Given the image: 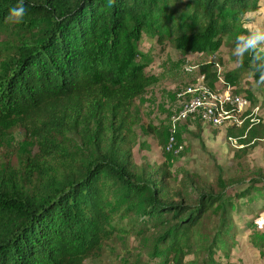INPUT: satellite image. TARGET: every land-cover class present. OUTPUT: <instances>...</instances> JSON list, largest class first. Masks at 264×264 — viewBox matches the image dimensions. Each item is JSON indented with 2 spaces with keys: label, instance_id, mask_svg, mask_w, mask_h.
<instances>
[{
  "label": "trees",
  "instance_id": "obj_1",
  "mask_svg": "<svg viewBox=\"0 0 264 264\" xmlns=\"http://www.w3.org/2000/svg\"><path fill=\"white\" fill-rule=\"evenodd\" d=\"M24 3L23 21L9 24L5 16L18 0H0V36L13 39L0 41V149L2 133L22 129L38 151L17 169L0 163V264H84L117 235L144 236L155 227L156 264H231L234 212L253 194L264 199V171L226 182L186 173L173 187L166 165H137L135 104L160 82L141 46L207 56L228 43L233 50L251 30L245 13H257L264 0ZM220 63H198L212 89ZM239 63L222 77L237 93L244 72L259 81L260 61L246 53ZM144 126L165 144L163 126ZM227 129L241 158L264 140V119ZM263 212L253 214L254 224Z\"/></svg>",
  "mask_w": 264,
  "mask_h": 264
},
{
  "label": "rangeland",
  "instance_id": "obj_2",
  "mask_svg": "<svg viewBox=\"0 0 264 264\" xmlns=\"http://www.w3.org/2000/svg\"><path fill=\"white\" fill-rule=\"evenodd\" d=\"M189 1V0H188ZM264 11L255 14L246 28L253 29L257 22L264 25ZM14 39L19 33L15 30ZM11 35L0 36V41L12 42ZM230 36L226 38L229 42ZM150 59L148 73L157 74L160 82L149 88L135 104V114L139 118L136 126L137 142L133 150L134 161L139 166L158 168L166 165L172 174L171 185L177 187L186 173H197L208 182L221 178L230 181L241 172L253 173L264 171V140L253 148L245 157L239 156V149L232 145L227 135L228 129L214 128L200 121H185L179 125V140L185 144V150L179 155L167 153L164 146L145 130V124L154 123L165 128V143L169 133L171 117L179 113L182 102L177 93L185 86L197 81L200 72L198 63L206 59L220 58V66L214 68L223 77L228 71L239 67V58L233 55L230 43L222 46L207 56L202 54L186 55L172 47L163 50L158 45L145 41L141 46ZM2 50V48H0ZM216 57V58H215ZM198 66L190 72L187 66ZM240 93L251 92L253 103L260 107V116L264 119V83L253 78V73L246 71L241 76ZM219 86V85H217ZM220 87V86H219ZM0 163L8 169H17L24 155L33 156L38 145L22 129L6 131L1 135ZM235 187H238L236 185ZM233 192V189L230 190ZM118 206L124 201L117 195ZM264 207V199L259 194L240 201V210L234 212L238 233L232 249L233 261L243 264H264V212L254 224L253 214ZM126 223V220L123 222ZM159 227L151 229L147 235L136 233L117 235L108 242L100 257L89 258L84 264H156L153 246L159 235Z\"/></svg>",
  "mask_w": 264,
  "mask_h": 264
},
{
  "label": "built area",
  "instance_id": "obj_3",
  "mask_svg": "<svg viewBox=\"0 0 264 264\" xmlns=\"http://www.w3.org/2000/svg\"><path fill=\"white\" fill-rule=\"evenodd\" d=\"M198 66H187L192 72ZM212 89L207 84L204 74L198 73L197 81L183 87L178 93L182 108L178 114L171 117L169 133L165 143L167 153L179 155L185 150V144L179 140V125L185 121H200L214 128H240L247 125L250 129L254 124L263 120L260 107L242 93L235 92L234 87L226 83L222 77ZM236 148L242 146L235 137H229ZM231 264H243L233 261Z\"/></svg>",
  "mask_w": 264,
  "mask_h": 264
},
{
  "label": "clouds",
  "instance_id": "obj_4",
  "mask_svg": "<svg viewBox=\"0 0 264 264\" xmlns=\"http://www.w3.org/2000/svg\"><path fill=\"white\" fill-rule=\"evenodd\" d=\"M26 15L24 0H18V6H13L5 16V22L9 24H19ZM249 15V13H245ZM246 53H251L253 58L260 61L257 65L259 71V83H264V25L257 22L250 31L236 37L233 55L242 58Z\"/></svg>",
  "mask_w": 264,
  "mask_h": 264
},
{
  "label": "crops",
  "instance_id": "obj_5",
  "mask_svg": "<svg viewBox=\"0 0 264 264\" xmlns=\"http://www.w3.org/2000/svg\"><path fill=\"white\" fill-rule=\"evenodd\" d=\"M263 11H264V7H262L257 13H260V12H263ZM257 13H253V12L252 13H249V15H247V18L248 19H253L254 16H255V14H257Z\"/></svg>",
  "mask_w": 264,
  "mask_h": 264
}]
</instances>
